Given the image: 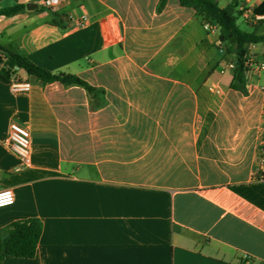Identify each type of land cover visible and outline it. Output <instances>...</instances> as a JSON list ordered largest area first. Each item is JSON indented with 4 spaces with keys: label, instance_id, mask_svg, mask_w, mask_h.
I'll use <instances>...</instances> for the list:
<instances>
[{
    "label": "crops",
    "instance_id": "0c3cea01",
    "mask_svg": "<svg viewBox=\"0 0 264 264\" xmlns=\"http://www.w3.org/2000/svg\"><path fill=\"white\" fill-rule=\"evenodd\" d=\"M44 1L0 0L38 5L0 17V46L97 92L20 71L31 89L17 94L0 76V190L15 193L0 233L43 223L33 259L2 264H264V77L233 90V72L218 73L228 45L179 0L161 11V0ZM263 1L218 3H235L238 24L262 33L245 11ZM111 16L120 42L106 38ZM263 46L249 52L264 57ZM12 122L31 133L21 172Z\"/></svg>",
    "mask_w": 264,
    "mask_h": 264
},
{
    "label": "trees",
    "instance_id": "16d2710c",
    "mask_svg": "<svg viewBox=\"0 0 264 264\" xmlns=\"http://www.w3.org/2000/svg\"><path fill=\"white\" fill-rule=\"evenodd\" d=\"M168 0H161L158 10L161 11ZM181 6L192 9L206 21L218 27L219 41L228 45V52L235 56V70L231 88L243 94H248L245 81V57L251 44L264 43V32L259 33L243 30L238 24L236 4L230 3L221 8L218 0H179ZM25 5H15L0 9L1 16H13L25 10ZM257 14H264V1L255 9ZM0 76L11 81H22L19 72L35 77L44 84L60 83L64 86H79L90 94L97 92L85 79L67 73H53L50 70L34 64L27 57L14 53L0 46ZM43 232L40 219L30 218L13 222L0 233V264L7 257L33 259Z\"/></svg>",
    "mask_w": 264,
    "mask_h": 264
},
{
    "label": "built area",
    "instance_id": "2783aa9c",
    "mask_svg": "<svg viewBox=\"0 0 264 264\" xmlns=\"http://www.w3.org/2000/svg\"><path fill=\"white\" fill-rule=\"evenodd\" d=\"M61 0H45L43 5L54 10L60 5ZM245 18L249 23L253 25L254 28H260L264 26V14H257L255 10H246ZM86 17L81 19V22H85ZM205 30L210 32H217L218 27L205 21L203 24ZM104 27L106 28V38L110 42H120L123 38V29L121 21L116 16H111L108 18ZM224 56L219 62L218 73L221 75L227 72H234L235 70V56L228 52V49L223 48ZM234 56V57H233ZM245 81L247 88H253L256 86V81L264 77V57H257L251 52H248L245 57ZM12 89L17 94H26L31 89V84L29 82L12 80ZM260 90L264 91V85L258 87ZM215 92L220 93L219 89H214ZM7 144L11 151L16 155L18 159V165L15 171L21 172L29 168L31 165V155H32V141L31 133L29 129L17 122H12L10 125L9 135L7 139ZM260 167L264 168V139L259 155ZM15 204V193L11 189L0 190V209L4 207H10Z\"/></svg>",
    "mask_w": 264,
    "mask_h": 264
},
{
    "label": "rangeland",
    "instance_id": "374dc122",
    "mask_svg": "<svg viewBox=\"0 0 264 264\" xmlns=\"http://www.w3.org/2000/svg\"><path fill=\"white\" fill-rule=\"evenodd\" d=\"M221 4H223V3L221 2ZM239 25L241 26V28H242L243 30L248 29V27L246 26V24L243 23V20H242V19L239 20ZM260 49H261V50H264V46L261 47ZM233 57H234V56H233Z\"/></svg>",
    "mask_w": 264,
    "mask_h": 264
},
{
    "label": "water",
    "instance_id": "95a60500",
    "mask_svg": "<svg viewBox=\"0 0 264 264\" xmlns=\"http://www.w3.org/2000/svg\"><path fill=\"white\" fill-rule=\"evenodd\" d=\"M27 9L29 10H33V9H36L38 7L37 4H34V3H29L26 5Z\"/></svg>",
    "mask_w": 264,
    "mask_h": 264
}]
</instances>
